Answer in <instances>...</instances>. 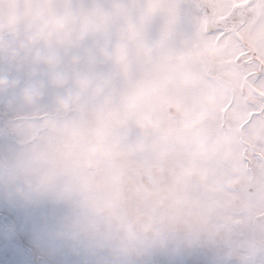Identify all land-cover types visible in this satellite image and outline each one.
<instances>
[{
  "label": "clouds",
  "instance_id": "1",
  "mask_svg": "<svg viewBox=\"0 0 264 264\" xmlns=\"http://www.w3.org/2000/svg\"><path fill=\"white\" fill-rule=\"evenodd\" d=\"M244 8L150 0L98 45L81 25L106 9L77 4L56 40L98 55L73 85L47 107L0 87V264H264V13ZM36 12L0 0V31Z\"/></svg>",
  "mask_w": 264,
  "mask_h": 264
},
{
  "label": "rangeland",
  "instance_id": "2",
  "mask_svg": "<svg viewBox=\"0 0 264 264\" xmlns=\"http://www.w3.org/2000/svg\"><path fill=\"white\" fill-rule=\"evenodd\" d=\"M150 0H41V7L52 8L53 14L36 12L31 19L21 22L15 33L0 31V79L6 80L0 87H8L15 78L18 83L15 90L23 95L32 91L43 93L44 105L53 106L58 95L73 85V59H83L98 55L93 41L86 35L79 45L68 47L72 42L69 36L57 42L58 33H63L72 23H79L73 13L78 3L93 4L106 9L105 16L100 19L84 22L81 26L85 33L99 34L98 45L111 39L119 23L123 11L125 16H133L137 6L149 3ZM205 3L204 0H199ZM214 4L220 0H213ZM235 8L247 11V4H253V14L264 13V0H232ZM61 9V11H55ZM89 48L91 51L89 52ZM67 79L66 83L61 81Z\"/></svg>",
  "mask_w": 264,
  "mask_h": 264
},
{
  "label": "water",
  "instance_id": "3",
  "mask_svg": "<svg viewBox=\"0 0 264 264\" xmlns=\"http://www.w3.org/2000/svg\"><path fill=\"white\" fill-rule=\"evenodd\" d=\"M205 3L209 4V5H214L213 0H204Z\"/></svg>",
  "mask_w": 264,
  "mask_h": 264
}]
</instances>
